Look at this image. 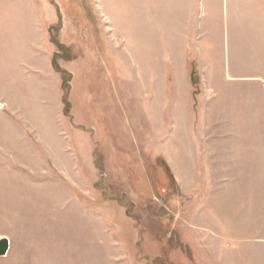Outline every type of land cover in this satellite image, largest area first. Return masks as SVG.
<instances>
[{"label":"rangeland","instance_id":"374dc122","mask_svg":"<svg viewBox=\"0 0 264 264\" xmlns=\"http://www.w3.org/2000/svg\"><path fill=\"white\" fill-rule=\"evenodd\" d=\"M0 264H264V0H0Z\"/></svg>","mask_w":264,"mask_h":264},{"label":"water","instance_id":"95a60500","mask_svg":"<svg viewBox=\"0 0 264 264\" xmlns=\"http://www.w3.org/2000/svg\"><path fill=\"white\" fill-rule=\"evenodd\" d=\"M10 241L6 237L0 238V257H4L7 255V252L9 251Z\"/></svg>","mask_w":264,"mask_h":264},{"label":"bare ground","instance_id":"6f19581e","mask_svg":"<svg viewBox=\"0 0 264 264\" xmlns=\"http://www.w3.org/2000/svg\"><path fill=\"white\" fill-rule=\"evenodd\" d=\"M10 246V245H9Z\"/></svg>","mask_w":264,"mask_h":264}]
</instances>
